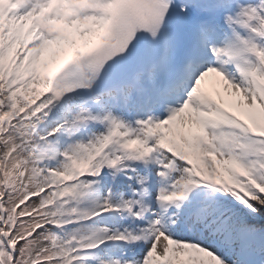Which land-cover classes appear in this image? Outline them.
Segmentation results:
<instances>
[{
    "label": "snow or ice",
    "instance_id": "1",
    "mask_svg": "<svg viewBox=\"0 0 264 264\" xmlns=\"http://www.w3.org/2000/svg\"><path fill=\"white\" fill-rule=\"evenodd\" d=\"M0 264H264V0H0Z\"/></svg>",
    "mask_w": 264,
    "mask_h": 264
}]
</instances>
